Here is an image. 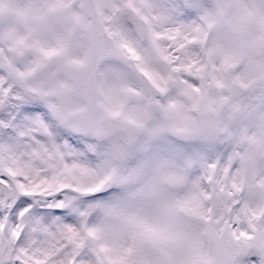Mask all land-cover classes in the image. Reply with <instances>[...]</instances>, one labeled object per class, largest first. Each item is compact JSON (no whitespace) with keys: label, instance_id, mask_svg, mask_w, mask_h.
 Wrapping results in <instances>:
<instances>
[{"label":"rangeland","instance_id":"rangeland-1","mask_svg":"<svg viewBox=\"0 0 264 264\" xmlns=\"http://www.w3.org/2000/svg\"><path fill=\"white\" fill-rule=\"evenodd\" d=\"M74 1L49 0L46 19L19 20L22 62L12 71L57 114L65 108L78 131L93 136L80 123L83 91L60 72L67 64L86 66L91 55L90 22L75 12ZM97 5L111 35L98 77L104 136L93 149L99 167L83 175L98 188L120 192L90 210L99 217L95 232L108 264H237L264 245L258 241L264 231V0H197L198 20L177 30L167 27L170 15H145L152 0ZM56 12L64 16L53 18ZM149 34L156 38L146 57ZM115 119L125 122L123 131H116ZM179 144L232 148L224 177L238 165L239 211L240 199L229 194L228 206L205 191L193 175L201 160L171 150Z\"/></svg>","mask_w":264,"mask_h":264},{"label":"snow or ice","instance_id":"snow-or-ice-1","mask_svg":"<svg viewBox=\"0 0 264 264\" xmlns=\"http://www.w3.org/2000/svg\"><path fill=\"white\" fill-rule=\"evenodd\" d=\"M144 13L149 19L170 15L169 30L199 18L197 0H152L151 11ZM155 38L149 34L143 40L146 57L153 53ZM96 143L93 136L58 117L38 93L0 63V264H108L95 232L99 217L90 215V210L120 192L98 188L84 178V169L101 163L93 151ZM170 147L201 160L193 175L202 178L207 193L222 196L228 206L233 203L231 194L241 200L236 211L243 207V195L236 196L238 165L233 164L224 177L230 146ZM258 241H264V231ZM237 264H264V245L258 243L239 256Z\"/></svg>","mask_w":264,"mask_h":264},{"label":"water","instance_id":"water-1","mask_svg":"<svg viewBox=\"0 0 264 264\" xmlns=\"http://www.w3.org/2000/svg\"><path fill=\"white\" fill-rule=\"evenodd\" d=\"M93 0H84L83 9L88 13L92 20L91 27L88 28V36L91 40L93 50L89 66L84 70H78L72 66H66L64 72L68 78L73 80L79 88H85V97L88 103L89 112L83 121L91 124V127L97 126L98 100H97V74L99 67L104 59L105 50L108 45L109 36L99 18L96 9L93 7ZM65 120L68 119L64 116ZM121 123H117V128L121 130ZM103 134L96 133V138L100 139Z\"/></svg>","mask_w":264,"mask_h":264},{"label":"flooded vegetation","instance_id":"flooded-vegetation-1","mask_svg":"<svg viewBox=\"0 0 264 264\" xmlns=\"http://www.w3.org/2000/svg\"><path fill=\"white\" fill-rule=\"evenodd\" d=\"M49 0H0V63L8 68L13 74L12 67L16 51L17 37L25 32V29L19 24L20 19H46L47 5ZM81 0L74 1L75 12H81ZM53 18L61 19L60 13H52ZM84 17L88 19L85 15ZM20 35V36H18ZM21 48V47H20ZM21 59V57H19Z\"/></svg>","mask_w":264,"mask_h":264}]
</instances>
